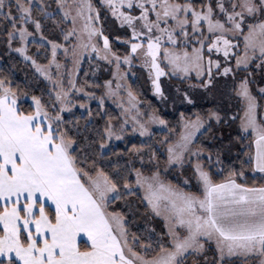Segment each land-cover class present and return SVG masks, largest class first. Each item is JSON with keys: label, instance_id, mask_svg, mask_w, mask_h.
<instances>
[{"label": "snow or ice", "instance_id": "snow-or-ice-1", "mask_svg": "<svg viewBox=\"0 0 264 264\" xmlns=\"http://www.w3.org/2000/svg\"><path fill=\"white\" fill-rule=\"evenodd\" d=\"M0 264H264V0H0Z\"/></svg>", "mask_w": 264, "mask_h": 264}, {"label": "trees", "instance_id": "trees-1", "mask_svg": "<svg viewBox=\"0 0 264 264\" xmlns=\"http://www.w3.org/2000/svg\"><path fill=\"white\" fill-rule=\"evenodd\" d=\"M81 71L83 73V70H81ZM16 76H17L18 82H20V83L24 82L25 76L30 77L29 70L25 68V66L22 62L17 64ZM99 76H101L103 78H107V72L101 71V72H99ZM129 82L133 85V88L137 92L141 93L140 99L145 102L142 105V107H147V105L150 103L152 106L159 109L161 111V113L165 116L166 119H168L172 122H175L176 115L173 113L172 109L166 108L167 106L165 107V105L162 104L161 101L156 96L153 95V93L151 91V85L147 80L146 73L142 69H140L139 67L133 68L129 74ZM40 86L42 87L43 85L41 84ZM110 108L112 111H117V109H115L114 105H110ZM181 110H184V109L181 108ZM154 130L157 133L156 138H161L163 133H161L158 129H154ZM229 131H230V129H223L224 135L227 136V133ZM129 139L133 143H137L140 138L129 137ZM225 143H226V140H225ZM205 145L210 146L208 141H205ZM218 146H219V144H217V147ZM120 148H123L122 144L120 145ZM169 178L173 179V181L175 182L174 174L170 175ZM139 224H142V221H139L137 226H139Z\"/></svg>", "mask_w": 264, "mask_h": 264}, {"label": "rangeland", "instance_id": "rangeland-1", "mask_svg": "<svg viewBox=\"0 0 264 264\" xmlns=\"http://www.w3.org/2000/svg\"><path fill=\"white\" fill-rule=\"evenodd\" d=\"M102 63V62H101ZM92 64L93 65H96L97 64V61L95 60V59H93L92 60ZM82 70H83V72L84 71H90V67H89V63H88V61L87 60H85V63L83 64V66H82ZM130 74V73H129ZM97 75L99 76V73H97ZM166 91H169V89H167V86H166ZM158 98V97H157ZM159 99V98H158ZM160 100V99H159ZM167 106V107H166ZM165 107L166 108H169V109H172L171 108V105L169 104V105H165ZM158 129V128H157Z\"/></svg>", "mask_w": 264, "mask_h": 264}]
</instances>
